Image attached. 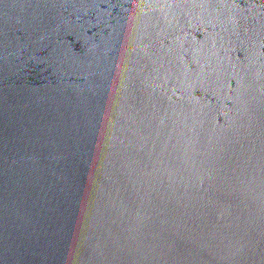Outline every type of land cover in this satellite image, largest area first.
<instances>
[{
    "label": "water",
    "instance_id": "obj_1",
    "mask_svg": "<svg viewBox=\"0 0 264 264\" xmlns=\"http://www.w3.org/2000/svg\"><path fill=\"white\" fill-rule=\"evenodd\" d=\"M0 264H264V0H0Z\"/></svg>",
    "mask_w": 264,
    "mask_h": 264
}]
</instances>
